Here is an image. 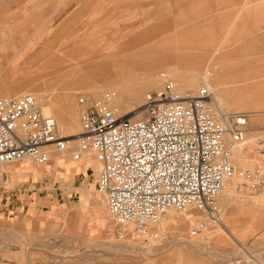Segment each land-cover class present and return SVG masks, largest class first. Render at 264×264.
<instances>
[{
	"label": "rangeland",
	"instance_id": "rangeland-1",
	"mask_svg": "<svg viewBox=\"0 0 264 264\" xmlns=\"http://www.w3.org/2000/svg\"><path fill=\"white\" fill-rule=\"evenodd\" d=\"M23 1V38H27L38 26L52 29L50 34L47 33L49 29L38 33H44L42 39H47L46 45L35 49L36 52L39 50L40 60L37 58L33 64L27 62V67L35 68L48 60L60 59L66 71L71 68H79L84 73L90 71L92 79L88 85L56 91L54 87H46V78L40 76L35 86L29 84L27 88H16L10 95H0V100L32 95L43 99L38 101L41 106L49 107L50 102H55L65 111L69 104L62 96L61 99L57 96L69 93L68 96H74L72 103L80 121L83 112L80 98L87 96L92 100H102V96L109 92L103 94L100 90V85H103L101 77L105 72L100 68L104 64L111 66L108 74H115L119 66L126 63L129 66L126 69L133 75L142 76L147 72L151 76H166L157 87L146 90L147 95L159 90L166 79L175 82L180 79L173 73L169 74L167 70L172 67L181 66V70L189 74V80L195 79L196 74L208 72L216 74L214 79H218L219 75L223 78L222 106L231 112V122L237 115L246 114L248 119L244 143L233 142L230 133L225 138L234 166L240 170H254L263 164L264 153L258 151L257 140H264V86H261L264 83V0ZM164 1L169 11L178 13L159 14V7L164 8ZM165 19L166 24L162 22ZM135 25H145L146 30H130ZM213 34L221 39L220 43L226 40V46H194H208ZM124 42L131 45L124 46ZM79 48L101 51L90 55L88 60L86 53L73 54ZM221 67L224 72L218 71ZM20 80L15 78L14 81ZM176 85L182 93H195L205 87L202 84L197 89L182 91L179 83ZM85 89L90 91L75 92ZM147 95L143 100L124 95L116 116L140 118ZM249 111H258L259 114L247 113ZM237 146L242 151L241 157L246 159L243 163L235 157ZM73 151L66 152L64 156L69 162L77 163L72 159ZM47 165L27 162L6 165L10 171L21 166L42 169L43 176L27 175L11 179L10 188L20 201H13L10 210L6 205L0 208V264L262 263L264 228L258 217L264 214V189L250 198L239 195L233 186L229 187L232 194L230 207L221 212L217 207L219 198L216 202L224 225L215 222L217 217L209 212L193 209L188 213H179L172 210L171 215L167 214L159 225L152 228L151 235H157V239L151 236L134 239L127 234L125 239L120 240L114 236L115 228L108 213L107 201L97 192L94 177L91 174L87 179L83 174L66 175L61 168L48 173L53 161ZM84 193L88 195L84 197ZM57 194L60 195V204L50 202L52 195L56 197ZM83 197L88 200L89 206L84 210L81 208ZM97 198L100 204L95 206L101 208L95 209L93 205ZM247 205H252V209H247ZM236 206L240 209L233 212ZM95 210L105 216V229H95L91 223L93 215L94 219L98 218L95 217ZM203 222L209 223L208 228L192 236L193 230ZM109 223L111 226H107Z\"/></svg>",
	"mask_w": 264,
	"mask_h": 264
},
{
	"label": "built area",
	"instance_id": "built-area-1",
	"mask_svg": "<svg viewBox=\"0 0 264 264\" xmlns=\"http://www.w3.org/2000/svg\"><path fill=\"white\" fill-rule=\"evenodd\" d=\"M114 96L80 98L82 130L74 137L63 136L32 95L1 99L0 167L21 162L45 166L53 149L69 152L76 142L74 161L87 153L96 158L98 193L107 201L114 236L120 240L127 234L157 239L151 230L170 210L209 212L220 221L216 200L228 184L250 198L264 189V161L254 170L234 166L225 140L228 131L212 107L208 88L182 94L166 79L148 94L138 119L116 116L109 107ZM232 121L233 142L244 143L247 117ZM257 143L264 153V140ZM205 230L201 223L191 235Z\"/></svg>",
	"mask_w": 264,
	"mask_h": 264
},
{
	"label": "bare ground",
	"instance_id": "bare-ground-1",
	"mask_svg": "<svg viewBox=\"0 0 264 264\" xmlns=\"http://www.w3.org/2000/svg\"><path fill=\"white\" fill-rule=\"evenodd\" d=\"M123 44H124V46H130L131 45L130 43H127V42H124ZM194 46L205 47V48L208 47V46H204V45H194ZM80 49L81 48H79L78 51L76 50L75 53H73V54L77 55V53H79V54L86 53V55L88 56V60H90V58H89L90 55H92L93 53H98V51L99 52L101 51V50H94V49L91 50L88 48H86V50H80ZM75 60H77V59H75ZM63 65H64L63 62L60 61V59H59V61L58 60H48L47 63L40 65V71L41 72L38 74L35 73L36 74L35 78H29V79H26V81L28 82V84H32V86H35V83L38 82L37 78L42 76V77L46 78V80L44 81V83L46 84V87H51V88L54 87L56 91H58L59 88H63L64 89L63 91H65L67 89L71 90L73 86L88 85V83L92 79V75H91L92 73L90 71L87 73H84L83 72L84 70L81 71V69H79V68H77V70L71 68V70L66 71V68ZM117 65H118V63H117ZM82 67H84V66H82ZM110 67H111L110 64H104L101 66V68H100L101 71H105L101 77L102 82L101 81H96V82H99V83L101 82L103 85H100L99 83H96V82H95V84L100 85V90L102 91L103 94L109 91L108 93L111 92L115 95L109 101V107L115 113V115H117V108L120 104L119 102L123 98L124 95H127L128 97L134 98V100L135 99L143 100L144 97L147 95V94H145L146 90H150L152 88L157 87L161 83V80L163 81L166 78V76H163V75L159 76V77L151 76L147 72L143 73L142 76L133 75L129 72L130 70L126 69L129 67L126 65V63L125 64L122 63V65L119 66L120 69L118 71H116L115 74L114 73L108 74L107 71L110 69ZM87 69H89V67ZM167 71H170V73H169L170 75H171V73H173V74H175L174 75L175 77L180 78L179 80H176V82L179 83V85L182 88V91H184V90L185 91L186 90L191 91L192 89H197L198 86H200V85L202 86V84H204V86L206 88H208L211 93L214 94L216 110H215L214 103H212V107L214 108V111L216 112L219 121L224 125V127L226 128L228 133H230L232 135V139H233V123H232L233 121L231 122V115L232 114H231V112L226 111L222 106V103L224 102V98L222 96V90L225 87L223 78L222 77L220 78V75L217 74V75H219L218 79H214V76H216V74L212 75L211 73L207 72L205 74H196L194 76L195 79L189 80V78H188L189 74L187 73V71H182L181 66L172 67V68H170V70H167ZM218 71L224 72L223 67H221V69H218ZM222 72L220 74H223ZM173 82L176 83L175 81H173ZM177 88H178V86H177ZM178 90H179V88H178ZM83 91H85V93H86L90 90L85 89L82 91L78 90L75 92H76V94H79V93H82ZM179 92H180V90H179ZM180 93H182V92H180ZM64 94L66 95V93H64ZM68 94L66 96L63 94L57 96V98H59V99L64 98V101L69 104L68 110L62 111L60 107L56 106L55 102H50L49 107L41 106L39 102H38V105L42 109V111L44 112V114L46 116L50 115L49 117H52L56 120L58 127H60L61 133H63L62 134L63 136L72 137V136H76L77 134H79L81 132L82 123H81V115H80V121H79V117L77 115V113H78L77 109L72 103L74 96L70 97V96H68ZM182 94H184V93H182ZM36 97L37 96H35V98ZM105 97H106V95L102 96V99H104ZM7 98H10V97H7ZM12 98H14V97H12ZM75 98H76V96H75ZM87 98H89V97H87ZM89 99L92 100L91 98H89ZM36 100L42 101L43 99H40L38 97V98H36ZM247 113L259 114L258 111H249ZM244 115H246V114H244ZM246 138H247V132H246ZM249 142H250V140H249ZM76 147H77V145L74 144L73 149ZM69 152H67V153H69ZM65 153H60V152L54 150L51 153L52 154L51 155V161L60 163L62 161L61 157L63 158ZM241 153H242V151L240 149V146H237L235 149V157L239 163H243V161L246 160L244 157L243 158L241 157ZM92 155L93 154H91V153L84 154L82 159L78 163H76L77 165L80 166V170H83V168H82L83 164L92 162L91 160L94 158ZM95 163H96V168H97L98 164H97L96 160H95ZM4 166L6 168V165H4ZM21 167L25 168V166H21ZM59 167H61V166H59ZM29 168L32 169V167H29ZM231 186H233V188L235 190V186L233 184H228L226 186V188L224 189V191L221 193V195L218 197L219 201H218L217 207L220 208L221 212L226 211L230 207V204L232 202V194H231V191H229V189H228L229 187L231 188ZM98 202L100 204L99 199H98ZM216 202H217V200H216ZM172 213H173V211L170 210L168 214L171 215ZM169 219H171V218L169 217ZM219 220L220 221L217 220L215 222H217L221 225H224L222 223V220L221 219H219ZM189 223H191L190 220H189ZM203 223L205 224V228L207 229L209 223L208 222L207 223L203 222ZM188 244H189V242H188ZM191 244H193V243H191ZM259 264H264V257L262 258V263H259Z\"/></svg>",
	"mask_w": 264,
	"mask_h": 264
},
{
	"label": "crops",
	"instance_id": "crops-1",
	"mask_svg": "<svg viewBox=\"0 0 264 264\" xmlns=\"http://www.w3.org/2000/svg\"><path fill=\"white\" fill-rule=\"evenodd\" d=\"M164 8L159 7L160 11L159 14L167 15V14H176L178 12L169 11L167 7V2L164 1ZM23 10H24V1L23 0H0V95H10L11 93H14V89L16 88H27L29 86L28 82L22 81L29 78H35V75L40 73V66H36L35 68H29L27 67V62L34 63L37 58L38 60L40 57L39 50L38 52L35 51L36 48H41L42 45H46V40H43L42 37H44V33L38 34L40 30H47V33H52L51 27L49 26H41V27H35V31L32 32L28 37L23 38V30H24V18H23ZM164 10V11H163ZM35 17L32 18V22L35 24ZM51 18L48 19L47 23L49 24ZM55 21V19H54ZM53 21V22H54ZM64 21V20H63ZM163 23H167V19L162 21ZM47 24V25H48ZM60 29L59 31H61ZM130 30H146L145 25H135L130 28ZM217 34L211 35V38L208 41V47H225L227 41L224 39V43H220L219 41L221 39H218L216 36ZM206 38V37H205ZM42 39V40H41ZM204 38H200L202 40ZM207 39V40H208ZM87 45V44H86ZM228 45V44H227ZM48 47V46H46ZM45 48V47H42ZM33 50V52H31ZM47 54V53H45ZM34 69V71H32ZM17 73H19L17 77ZM36 73V74H35ZM15 78L21 79V82L14 81ZM8 80H12L9 82ZM17 82V84H15ZM264 86V83L261 85ZM30 87V86H29ZM76 144L74 142L72 144V151H73V145ZM77 145V144H76ZM75 151V150H74ZM73 151V152H74ZM94 159H92L90 163H85L82 165L83 170H80V166L76 163L69 162L68 160L61 157L62 161L60 163L54 162L53 165L49 166V172H53L55 169L61 168L66 175L70 176H77L80 174L84 175V178L87 179L90 174L94 177V182L97 189V183L95 178V170H96V163H95V156L92 155ZM73 159V157H72ZM64 161V162H63ZM74 161V159H73ZM79 162V161H75ZM97 162V161H96ZM24 163V162H21ZM64 164V165H62ZM66 165V166H65ZM92 167H91V166ZM48 166V165H47ZM61 166V167H59ZM89 167V168H88ZM86 169V170H85ZM68 172V173H67ZM43 176V170L38 168H32L30 169L28 166H25V168L22 167H16L13 171L8 170L5 168V166L0 167V184L2 183V186L0 185V208L5 205L7 206L8 210H10V207L12 206V202L20 201V197L13 194V191L11 190V179L13 178H21L23 176ZM6 181L8 182L6 184ZM88 195L87 193H84V197ZM83 197V201L81 204V208L84 210L85 208L89 207L87 205L88 200ZM50 202L52 203H58L60 204L61 199L60 195L57 194L56 197L52 195ZM264 202V201H263ZM99 204L98 199L94 202V208L98 209L101 208L100 206H95V204ZM246 206V205H245ZM264 207V203L262 205ZM252 205H247V209H252ZM237 209H240V206H236L233 209V212H238ZM103 211V210H102ZM95 213H97V210H95ZM99 214V213H97ZM96 214L94 219V215L91 217V223L94 225L95 229L101 230L102 228L105 229L104 221L105 216H102V214L99 216ZM88 213L86 214V217ZM104 220V221H103ZM258 222L263 225L264 228V214L261 217H258ZM107 226H111L110 223ZM262 237H264V230L262 232Z\"/></svg>",
	"mask_w": 264,
	"mask_h": 264
}]
</instances>
